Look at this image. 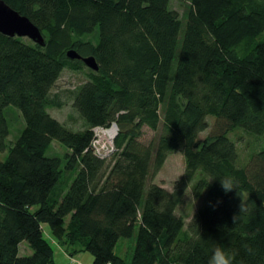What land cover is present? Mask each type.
<instances>
[{
  "label": "trees",
  "instance_id": "obj_1",
  "mask_svg": "<svg viewBox=\"0 0 264 264\" xmlns=\"http://www.w3.org/2000/svg\"><path fill=\"white\" fill-rule=\"evenodd\" d=\"M3 1L45 46L0 33V264H56L45 225L93 264H208L217 246L234 264H264V147L239 166L230 138L242 128L264 141V0H180L184 17L173 0ZM66 70L87 75L70 92L75 130L50 114L66 105L53 93ZM10 106L25 127L8 146ZM113 124L115 152L102 160L93 131ZM54 143L65 159L49 155ZM178 152L185 172L169 191L155 180ZM226 178L236 189L224 191ZM188 194L192 216L180 210ZM122 239L134 243L129 263Z\"/></svg>",
  "mask_w": 264,
  "mask_h": 264
},
{
  "label": "rangeland",
  "instance_id": "obj_2",
  "mask_svg": "<svg viewBox=\"0 0 264 264\" xmlns=\"http://www.w3.org/2000/svg\"><path fill=\"white\" fill-rule=\"evenodd\" d=\"M172 8L176 10L182 17L185 16L187 11V4L184 1L180 0H173L172 1ZM94 40L95 37H94ZM87 79V75L85 72H75L71 70H66L61 79L58 81V84L56 88H54L53 93L60 92L63 94L62 100L66 103V105L61 110H54L50 109V114L53 118L58 120L59 122L65 123L67 127L71 128L72 130L80 129L82 126V122L79 119L78 114L75 112L74 108L72 107V100H71V94L76 87L83 84L84 81ZM6 118L10 125L11 134L7 140L8 146L12 145V143L19 137L22 130L25 127L24 119L19 111L18 108L14 106H10L5 110ZM216 120L212 117L208 118L209 127L208 130L201 133L199 136V140H204L209 134L212 132L214 126H215ZM119 133V132H118ZM103 134L100 133L99 136ZM154 136V133L147 128L144 132L143 141L145 143H148ZM117 137V136H116ZM230 138H232L236 143L238 147V152L240 154V160H239V166H243L244 162L246 161L247 155L250 151L253 152L255 149H259L261 147H264V141L260 136H256L253 133H250L242 128L237 129L232 134H230ZM116 139V138H115ZM99 140V148L102 154L105 153L107 146L110 150L112 147V144L114 141H107L100 139ZM114 146V144H113ZM68 150L58 144L54 143L50 149V156H58L62 159H65V156L67 154ZM250 154V153H249ZM7 156V151L0 155V162L4 161ZM110 155L106 160L110 161L111 159ZM110 159V160H109ZM246 163V162H245ZM185 172V159L184 156L181 153H175L173 155H170L168 160L166 161L163 169L159 173V175L156 177L155 182H157L158 185L163 186L165 188H168L169 190L173 189L174 183L176 180L180 179ZM200 206L199 202L195 201L191 194H188L186 197L184 204L182 208L180 209L182 212L188 214L189 216H192L193 213L197 210V208ZM44 233L46 239L50 241L54 248L55 252V263L56 264H71V257H68L65 254L64 249L60 247L55 239L52 237L50 228L48 225L44 226ZM134 243L130 240L122 239L116 248V253L122 257L123 259L127 260L129 263V257L131 255V252L133 250ZM32 254L31 249L29 248V245L27 242H24L20 246V255L23 256H29ZM84 257V264H93V257L89 254H83ZM81 255V256H83ZM89 258V260H88Z\"/></svg>",
  "mask_w": 264,
  "mask_h": 264
},
{
  "label": "water",
  "instance_id": "obj_3",
  "mask_svg": "<svg viewBox=\"0 0 264 264\" xmlns=\"http://www.w3.org/2000/svg\"><path fill=\"white\" fill-rule=\"evenodd\" d=\"M0 33L9 37L27 38L35 44L45 46V38L40 29L29 18L21 15L3 0H0ZM67 56L72 60H83L84 64L92 70H99L94 58H82L75 51L68 52Z\"/></svg>",
  "mask_w": 264,
  "mask_h": 264
},
{
  "label": "clouds",
  "instance_id": "obj_4",
  "mask_svg": "<svg viewBox=\"0 0 264 264\" xmlns=\"http://www.w3.org/2000/svg\"><path fill=\"white\" fill-rule=\"evenodd\" d=\"M220 183L225 192H230L236 189L233 182L229 179H220ZM242 211V203H241ZM235 256L232 252L217 246L208 259V264H234Z\"/></svg>",
  "mask_w": 264,
  "mask_h": 264
},
{
  "label": "built area",
  "instance_id": "obj_5",
  "mask_svg": "<svg viewBox=\"0 0 264 264\" xmlns=\"http://www.w3.org/2000/svg\"><path fill=\"white\" fill-rule=\"evenodd\" d=\"M113 129H116V132H115L114 137H113L111 140L105 138L104 134L107 133V132H109L110 130H113ZM93 132H94V139H93V142H92V149H93V152L95 153V155H96L98 158L104 160V159L108 158L110 155H112V154L115 152V146H113L114 142H113V144H112L111 150H110L107 146H105V147H106V148H105L106 151H105L104 154H102V152L100 151V148H99V146H98V145H99L98 137H99L100 139L107 140L108 142H109V141L112 142V141L115 140L116 136L118 135L119 128H118V126H117L116 124H113V125H112L111 127H109V128L97 127V128L94 129ZM102 132H103V134H102L101 136H99V134L102 133Z\"/></svg>",
  "mask_w": 264,
  "mask_h": 264
},
{
  "label": "crops",
  "instance_id": "obj_6",
  "mask_svg": "<svg viewBox=\"0 0 264 264\" xmlns=\"http://www.w3.org/2000/svg\"><path fill=\"white\" fill-rule=\"evenodd\" d=\"M162 187H163V186H162ZM163 188H165V187H163ZM165 189L169 190L168 188H165ZM171 190H172V189H171ZM171 190H169V191H171ZM62 249H63V248H62ZM65 254H66L68 257H70L68 253L65 252ZM84 254H86V253H84ZM81 255H83V254L76 255L75 257H71V258H72V260L70 261L71 264H84V257H85V256H84V255L81 256ZM88 260H89V258H88ZM91 262H93V261H91Z\"/></svg>",
  "mask_w": 264,
  "mask_h": 264
},
{
  "label": "bare ground",
  "instance_id": "obj_7",
  "mask_svg": "<svg viewBox=\"0 0 264 264\" xmlns=\"http://www.w3.org/2000/svg\"><path fill=\"white\" fill-rule=\"evenodd\" d=\"M116 129L110 130L109 132L105 133V138L111 140L115 135Z\"/></svg>",
  "mask_w": 264,
  "mask_h": 264
}]
</instances>
